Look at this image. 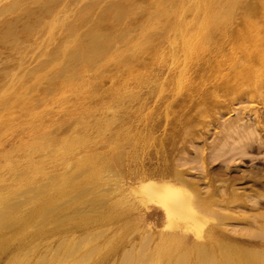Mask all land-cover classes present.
Wrapping results in <instances>:
<instances>
[{
  "label": "rangeland",
  "instance_id": "374dc122",
  "mask_svg": "<svg viewBox=\"0 0 264 264\" xmlns=\"http://www.w3.org/2000/svg\"><path fill=\"white\" fill-rule=\"evenodd\" d=\"M0 1V8H3V6H6L9 3L11 4L13 2V0ZM43 1L49 2L51 7L50 15L49 13H41L40 11H38L39 4ZM66 1L64 2V0H21L19 1L17 7H11L10 12L0 9L1 11L3 10V12L0 13V89L3 88L2 90H0V95L3 93V96L0 97V197L2 196V199H0V213L2 210L3 213L0 215H4V217H16L20 210L30 209L32 207L31 202H33L34 199L38 196L36 194H39V192L41 191L47 190L45 188H54L48 184L50 176L52 179L54 175H57L59 172L62 174H67L71 172V169H68L69 166L66 167L59 161L52 160L49 157L46 149L33 147V145L36 144V142L38 141H43L44 144H49L51 148L56 150L59 147H56L57 144L59 145V142L62 143V141L72 136V134H74L75 132H80L83 130V150H81L83 151V161L84 159L86 160V155L96 153L97 155H99L98 158H96L95 160L96 164L102 161H106V166L105 169L103 168L104 170L101 169L103 171L100 170V178L85 181V176L91 169L88 168L87 165H84L83 162V174L85 175L83 177V190L86 189V192L84 193L83 191V194H81L80 196H72V193H70L67 188H64L66 192L60 196H57L58 199L54 201L55 204L53 203V205L55 206L53 211L51 210L49 214L46 213L44 215L45 217L48 215L52 218H56V221H58L57 223H54L51 217H49L41 224L40 222H38L39 220H41V218L36 217L33 221H31L32 223L29 224L32 225L34 224V222L37 221L36 225H32L33 228L31 226L29 227V225L25 226L26 229L31 232L39 225H43L45 228L52 230V234L46 235L40 239H29L25 243H21L19 242L18 238L15 237L14 233H16L18 229L21 228L20 226H22V223L14 220L15 222L11 224L12 226H9L8 228L6 227V229L8 230H4L3 228L2 231L4 230V232L2 233V231H0V233L3 235L2 237H9V240L8 245H5L3 247L0 246V264H39L40 262H42L41 264H55V262L57 264H118V262L119 264H134L136 258L135 260L134 258H132L126 263L122 262L121 259L123 256V252L132 248L131 242L129 241H138L139 226L135 222V220L128 213L125 212L123 204L115 203L116 197L112 196L111 198H108L111 194H106L105 189L110 186L107 184L106 185L108 187H106L105 184L103 185V179L108 178L109 182L112 183L113 181L117 180L116 178H120L121 175L126 174L131 169L138 167L141 164H147L150 159L155 160L156 157H163L168 159L167 163H169V165L189 171L188 174H190L188 175V177L191 179L198 180V187H200L202 190L207 188V181L205 178L202 179L201 176L204 169H207L209 174L212 175V177L214 176V178L216 179L215 184L219 186L221 185V183L223 184L224 180L227 178L235 179L237 182L234 187H236L238 191H242V189H245L246 193L248 192L249 188H256V185L253 186V183L259 182L261 183V185H264V178L262 177V175H264V64L258 61L257 59H247V57L253 56L260 37L264 36V1L214 0L216 3H218L217 5L219 6L218 7L214 5V9L218 7L214 10L211 7L213 6L211 5L212 0H199V5H197V0H192L191 3H188L189 0H118L123 4V10L121 12L122 14L120 17L122 19H115L114 17L103 18L97 22V25L104 32L111 34L120 33L123 30L127 32V39L126 41L115 42L116 45L115 43L113 44L110 53L112 54L113 50L114 53L105 60L98 63L99 65L97 64L96 66L99 67L94 66L96 68H99L96 69L97 71L99 70L98 72L95 69L93 70L94 67L90 68L83 66L82 68L81 66H78L77 71L75 72V75L73 77V82H75L76 84V89L74 90H71L69 88L70 78H68L67 80V76L69 77L68 72L60 73L58 70L60 68L59 65L54 64L53 62H51V64H53V69L51 67L50 71L53 70L55 74L52 72H48L49 70L46 67L44 68V66L42 65L44 63H50L47 58L50 52L55 47L63 45L64 42L62 43V41L65 40V38L67 40V37H69V35H67L66 33L68 32L67 27L69 24H72L74 17H76V14L82 9L84 12L85 6L91 2L92 4H94L93 9L91 10V17L94 18L97 11L100 9V7L104 4V1L106 0ZM156 1L157 5L159 6H155ZM194 1L196 2L195 4L198 6L197 9L193 7ZM181 2L185 4V6L183 7H186V10L181 7ZM207 2H209L210 4H205ZM223 2H225L226 4ZM222 3L224 6L222 5ZM259 4L261 5L259 6ZM155 7L157 8L158 12L156 11ZM56 8H58V10ZM53 10L56 12H53ZM14 11L16 13H14ZM28 11L30 12L28 13ZM166 11L169 13L170 16ZM198 11H202L201 14L203 16L205 15V17L203 18V16H201ZM151 12H153L154 14ZM164 14H167V16H165ZM154 17L157 18V21L159 19V21H155ZM178 17L181 18L178 19ZM52 18L57 19V23L54 25L55 28L54 26L52 27L54 29V32L53 29H51L52 31L50 30V34H46L45 29H48L47 32L49 31L50 27L48 26V21H50ZM199 19H201L202 21ZM198 21H201V23L203 24H199ZM151 23L153 24L152 26H150ZM141 25H146L145 27L147 28V31H145V27L143 28V26L141 27ZM197 25H199V27ZM31 26L34 29H32ZM178 26H180V29H178ZM9 28V31L11 32H7ZM140 28L142 30H140ZM143 29L145 31L144 34L142 32ZM30 30H32V32ZM242 30L244 31V33ZM31 33L33 35H31ZM44 33L46 34V36ZM174 34H176V36ZM216 35L219 36L217 37ZM140 37L141 39H139ZM184 37L189 38L186 39ZM191 37L195 38L190 39ZM182 39H186L187 42L190 41L189 43H191L192 45V48H189L190 50L187 49L189 46L186 44V41L185 44L184 41L182 43L183 45L181 44ZM40 41L42 42L40 43ZM169 41L170 43H168ZM173 41H176V44H174L175 42ZM171 44H173V48ZM184 45H187L188 47L185 48L186 46ZM183 46L186 51L182 49ZM36 47L38 51L36 50ZM133 50H135L136 52ZM180 50L186 52L185 56L187 57L184 56V53H179ZM187 50L191 51V53L187 52ZM129 51L130 54L128 53ZM171 51L173 52V55L171 54ZM125 52L127 54H125ZM233 54L235 55V58ZM30 56L31 59L29 58ZM174 57H178V59ZM216 60L218 62H216ZM21 61L23 62L21 63ZM231 61L233 62L231 63ZM27 62L28 64H25ZM173 62L175 63V65ZM224 62H226V64ZM39 64H42L41 68ZM169 64L172 66V68H170ZM183 64L185 65L183 66ZM181 65L183 66L185 71H183ZM18 66L22 69H19ZM179 66L182 68V70ZM250 66L254 68L253 74L249 73L248 67ZM28 68L30 69L29 71ZM167 68H170L168 72ZM88 69L89 71L91 70V73H89ZM36 70L38 71V73ZM87 71L89 73L88 75H86ZM177 71L178 74L175 73ZM24 72L30 74H25ZM58 72L59 75L61 74V76L58 75ZM22 73H24L23 77L20 76V74ZM179 73L183 75V77H179ZM62 74L63 76L67 74L65 75L66 81L65 79H63L64 77H62ZM136 74L139 78L136 76ZM12 75H15V77H13ZM55 75L56 77H54ZM17 77L21 80L15 79ZM100 77L102 78L101 82ZM245 78H247L248 80ZM10 79H12L11 82H9ZM111 79H113L112 82ZM14 80L15 82L13 83L15 84L13 85L12 81ZM16 80L19 81V83H17ZM181 81L183 82L182 86L180 83ZM7 82L10 84L7 85ZM16 83L18 85H16ZM20 83L23 84H21L20 86ZM37 83H39L38 87ZM41 83H44V85ZM28 84L29 86H27ZM11 85L13 88H11ZM178 85H180L181 87L178 88ZM6 88L8 89V92L10 91V95L8 96ZM9 88H11L12 90H14V88L16 89L13 91V93L12 90ZM176 89L177 91L180 90L181 92L175 91ZM3 91L6 93H4ZM18 91L20 94L18 93ZM158 92L160 93L158 94ZM49 93L52 96H50ZM4 94H6V96ZM172 96L175 97L173 98ZM154 98L157 100L155 101ZM18 99L20 101H18ZM153 100L155 101L154 104ZM168 100L171 101L169 102ZM9 101H11L12 104ZM4 105L6 107H4ZM164 106L168 107L165 108ZM33 109H35V111ZM36 110L39 113H37ZM147 111L148 113H146ZM15 112H18V114H15ZM144 115L146 117H144ZM147 115L150 116V118H148ZM28 123L32 124L29 125ZM106 124L108 128L106 127ZM42 126L44 130L41 128ZM144 127L146 129H144ZM36 133L37 135L35 137ZM136 135L140 138H136ZM64 136H66V138ZM151 138L153 140H151ZM160 142L163 144L161 145ZM133 144L135 145L133 146ZM142 153H144V155ZM43 157L46 159L44 160ZM186 157L189 159L187 160ZM6 158H8L9 160L11 159L10 161L12 162V164L10 163V161H7ZM38 162H41L43 168L48 171V175L44 174L41 176L40 174L39 178H42V182L39 185L40 187L36 185L37 188H34V183L32 184L34 186H32L31 183L23 185V183H21L19 180L25 177L29 169L33 168V166ZM19 165L21 168L19 167ZM109 166L114 169L109 168L107 169V172H105L106 168H108ZM69 168H71V166ZM108 170H110V173ZM20 171H22L21 175L19 174ZM54 171L55 173H53ZM111 172H113V175L116 174V176H114L115 178L111 175ZM104 173L106 175H109V177L106 176ZM251 173H257V178L254 179L253 177L252 179V177H250L248 179H243L238 176ZM49 174L51 175L49 176ZM111 177L113 179H110ZM92 183L94 184L92 185ZM85 186L88 187V190L87 188H85ZM24 187L26 189H24ZM28 190H30V193H25ZM99 190L102 194L99 192ZM9 194L10 197L7 199L9 200L11 196H13L10 201H14V206H11L12 203H10V201H8V205L7 199H4L6 196H9ZM22 194H24V196ZM70 195L75 200H70ZM20 196L22 198H25V196H29L30 198L26 197L25 199H21ZM254 196L257 198L254 199ZM16 197H19L20 199ZM98 197L101 199L103 198L102 200L105 201H102ZM250 197H252L253 200L258 199V197L262 199V196H260V194H258V196L250 195ZM13 198L17 199V203L16 200H14ZM23 200H26L27 203ZM86 200L89 201H87L88 203H90L89 206L88 203L85 202ZM19 202H21L20 205ZM82 203H84V205ZM70 204H72V207ZM93 205L96 207V209L98 208V206H100V208L97 209L99 210V212L95 211L96 209H94ZM2 206L3 208H1ZM59 206H61L60 209ZM82 208H84L85 210H83ZM74 209L76 211V214ZM258 210L263 211L264 208H260ZM81 211L83 212L81 213ZM64 212L66 213V215ZM83 213H85V215ZM63 215H65L67 218ZM80 215L83 216L82 224H78L77 226L72 227L71 231L69 232H60L61 229L69 228L71 225L75 224L74 221ZM49 222L53 223L50 224ZM226 224L227 225L224 226L227 227V230L231 229L230 232H228L234 235L238 234V232H243L246 230L252 231L256 228L254 226L248 227L247 225L237 222L235 220H227ZM95 226L96 228H94ZM105 227H107L108 229L106 228L104 230ZM102 228L103 232L100 231L102 230ZM90 230L93 231L91 232ZM231 231H233V233ZM96 233H98L100 237ZM82 234L84 235V237H82ZM91 234H96V236L92 235L91 237ZM130 234L132 235L129 236ZM86 235V240L88 239L90 241H87L89 242L88 244L85 240ZM88 235H90V238L92 239L95 237L94 241H91ZM41 240L44 241V243H42ZM61 240H64V242L62 243ZM73 241L75 243H73ZM85 242L87 246H84ZM31 244H34L35 247H32ZM57 245L59 247H57ZM66 245L67 248L65 247ZM82 245L84 247H82ZM94 245H97L98 247ZM28 246L30 248H28ZM92 246H94V248H92ZM26 247L29 250H27ZM75 248H78V250ZM90 248L92 250L95 248L96 249L92 252ZM136 248L133 249L135 252L133 251L132 254L140 256L143 254V252L145 253V250H143L144 248H140L138 244ZM32 249H35L33 250L34 252L31 251ZM26 250L27 253L25 252ZM32 252L35 253V255ZM22 253H26L25 256H23ZM41 253L44 254L45 257ZM85 254L88 255L86 256ZM29 256H31V259L29 258ZM24 258L26 259V261H24ZM44 258L46 259V261L44 260ZM59 258H61V261H59ZM38 259H40V261ZM81 259H86L87 261ZM27 260H29V262ZM50 260H52V262ZM71 260H73L74 262Z\"/></svg>",
  "mask_w": 264,
  "mask_h": 264
},
{
  "label": "bare ground",
  "instance_id": "6f19581e",
  "mask_svg": "<svg viewBox=\"0 0 264 264\" xmlns=\"http://www.w3.org/2000/svg\"><path fill=\"white\" fill-rule=\"evenodd\" d=\"M21 0H13V2L6 6H3L4 11H9L11 10V7H17L18 3ZM66 0H64L65 2ZM170 1V0H169ZM199 0H197V5H199ZM264 1V0H263ZM1 2V1H0ZM62 2V3H64ZM67 2V1H66ZM163 2V1H162ZM191 3L192 0H189L188 3ZM234 2V1H233ZM81 3V2H79ZM100 3V2H99ZM103 3V1H102ZM167 3V2H166ZM169 3V2H168ZM196 2L194 1V8L197 9L198 6L195 4ZM225 3V2H223ZM222 3V5H223ZM101 4V3H100ZM178 4V3H177ZM205 4H210L209 2L205 3ZM218 3H216L214 0H212V4L213 6L212 9H214V5H217ZM226 4V3H225ZM5 5V4H2ZM93 5L91 2L89 4H87L85 6L84 12L83 9L80 10L77 14L76 17H74V20L72 22V24H69L67 27V35H69V37H67V40L65 42V40L62 41V43L64 42L63 45H59L57 47H55L50 54L48 55V60L50 61V63H42L41 65L44 66V68L46 67L49 71L48 72H52L54 73V71H50L51 67L53 69V64H51V62H53L54 64L59 65V72H68L69 77L67 76V80L68 78H70L69 80V88L71 90L76 89L75 87V82H73V77L75 75V72L77 71V67L81 66L83 68L84 67H90L93 68L94 66H96L98 63H100L101 61L105 60L106 58H108L110 55H112L114 53L111 54V48L113 46V44L117 41H126L127 39V32L123 31L120 33H107L104 32L98 25L97 22L103 18H112L114 17L115 19H118L121 17V12L123 10V4L118 1V0H106L104 1V4L100 7V9L97 11L96 15L94 18L91 17V10L93 9ZM157 5V1L155 6ZM172 5V2H171ZM207 5V6H208ZM232 5V4H231ZM261 4H259L260 6ZM61 6V5H60ZM159 6V5H157ZM170 6V5H169ZM185 6L184 3L181 2V7ZM187 6V5H186ZM224 6V5H223ZM68 7V6H67ZM99 7V6H97ZM132 7V6H131ZM219 7V6H218ZM216 7V8H218ZM140 8V7H138ZM156 8V7H155ZM184 9L186 7H183ZM208 8V7H207ZM206 8V9H207ZM215 8V9H216ZM229 8V7H228ZM50 4L48 1H43L39 4V9L38 11H40L41 13H49L50 15ZM58 10V8H56ZM55 9V10H56ZM75 9V8H74ZM154 9V7H153ZM214 9V10H215ZM3 10H0V13L3 12ZM16 10V9H15ZM56 10V11H57ZM97 10V9H96ZM137 10V9H136ZM135 10V11H136ZM186 10V9H185ZM209 10V9H208ZM223 10V9H222ZM228 10V9H227ZM238 10V9H237ZM13 11V9H12ZM53 10V12H56ZM154 11V10H153ZM156 11L158 12L157 8ZM203 11V10H202ZM201 11V12H202ZM205 11V9H204ZM224 11V10H223ZM226 11V10H225ZM30 11H28L29 13ZM167 12V11H166ZM172 12V11H171ZM186 12V11H185ZM200 14L201 12L198 11ZM213 12V11H212ZM233 12V10H232ZM249 12V11H248ZM247 12V13H248ZM6 13V12H5ZM14 13H16L14 11ZM13 13V14H14ZM153 13V12H151ZM168 13V12H167ZM184 13V12H183ZM198 13V14H199ZM205 13V12H204ZM219 13V12H218ZM251 13V12H250ZM54 14V13H52ZM150 14V13H149ZM148 14V17H149ZM154 14V13H153ZM180 14V13H179ZM190 14V13H188ZM193 14V13H192ZM68 15V14H67ZM94 15V14H93ZM92 15V16H93ZM165 16H167V14H164ZM169 15V13H168ZM181 15V14H180ZM179 15V16H180ZM241 15V14H240ZM244 15V14H243ZM251 15V14H250ZM254 15V14H253ZM60 16V15H59ZM161 16V15H160ZM170 16V15H169ZM168 16V17H169ZM201 16H203L201 14ZM218 16V15H217ZM230 16V15H229ZM245 16V15H244ZM45 17V15H44ZM53 17V16H52ZM147 17V18H148ZM205 17V15L203 16V18ZM234 17V15H233ZM250 17V16H248ZM254 17V16H253ZM258 17V16H257ZM161 18V17H160ZM181 18V17H180ZM178 17V19H180ZM201 18V17H200ZM122 19V18H120ZM155 21H157V18H155ZM177 19V20H178ZM218 19V18H217ZM223 19V18H222ZM235 19V18H234ZM126 20V19H124ZM147 20V19H146ZM201 20V19H199ZM206 20V19H205ZM220 20V19H219ZM259 20V19H258ZM159 21V19H158ZM157 21V22H158ZM172 21V20H171ZM170 21V22H171ZM202 21V20H201ZM201 21L199 22V24L201 23ZM221 21V20H220ZM223 21V20H222ZM235 21V20H234ZM12 22V21H11ZM28 22V21H27ZM127 22V21H126ZM189 22V20H188ZM10 23V22H9ZM22 23V22H21ZM37 23V22H36ZM57 23V19L56 18H52L50 21H48V26L49 31L47 32L48 29L46 30V34L52 31L51 29H53L52 27ZM179 23V22H178ZM236 23V22H235ZM29 24V23H28ZM64 24V22H63ZM121 24V23H120ZM146 24V22H145ZM148 24V23H147ZM185 24V23H184ZM203 24V23H201ZM227 24V23H226ZM153 24L151 23L150 26H152ZM188 25V24H187ZM207 25V24H206ZM220 25V24H219ZM9 26V25H8ZM30 26V25H28ZM34 26V25H33ZM143 26V28L146 26L141 25V27ZM149 26V27H150ZM199 27V25H197ZM222 26V25H221ZM256 26V25H255ZM32 27V26H31ZM43 27V26H42ZM41 27V28H42ZM131 27V26H130ZM129 27V28H130ZM185 27V26H184ZM237 27V26H236ZM11 28V27H10ZM10 28L8 29L7 32H11L9 31ZM55 28V26H54ZM84 28V29H83ZM136 28V27H135ZM186 28V27H185ZM219 28V27H218ZM30 29V27H29ZM32 29H34L32 27ZM124 29V28H123ZM145 31H147V28L145 27ZM152 29V28H151ZM178 29H180V26H178ZM238 29V28H237ZM259 29V28H258ZM51 30V31H50ZM140 30H142L140 28ZM195 30V29H194ZM244 30V29H243ZM242 30V31H243ZM32 32V30H30ZM56 31V30H55ZM144 29H143V34H144ZM175 31V30H174ZM177 31V30H176ZM184 31V29H183ZM204 31V30H202ZM54 32V29H53ZM58 32V31H57ZM64 32V31H62ZM116 32V31H115ZM139 32V31H137ZM136 33V32H135ZM150 33V32H149ZM169 33V32H168ZM174 33V32H173ZM185 33V31H184ZM218 33V32H217ZM241 33V32H240ZM244 33V31H243ZM8 34V33H7ZM45 34V33H44ZM45 34V36H46ZM53 34V33H52ZM59 34V33H58ZM131 34V33H130ZM181 34V33H180ZM190 34V33H188ZM192 34V33H191ZM227 34V33H226ZM31 35H33L31 33ZM62 35V34H61ZM138 35V34H136ZM148 35V34H147ZM176 36V34H174ZM173 35V36H174ZM184 35V34H183ZM210 35V34H209ZM215 35V34H214ZM258 35V34H257ZM262 35V33H261ZM43 36V35H42ZM41 36V37H42ZM172 36V37H173ZM179 36V35H178ZM188 36V35H187ZM191 36V35H189ZM195 36V34H194ZM197 36V35H196ZM217 36V35H216ZM219 36V35H218ZM217 36V37H218ZM50 37V36H49ZM144 37V36H143ZM34 38V37H32ZM175 38V37H174ZM177 38V37H176ZM182 38V37H181ZM180 38V40H181ZM186 38V37H184ZM189 37H187L186 39H188ZM195 38V37H193ZM192 37L190 39H193ZM198 38V37H197ZM226 38V37H225ZM237 38V37H236ZM43 39V38H42ZM62 39V38H61ZM141 39V37L139 38ZM163 39V38H162ZM171 39V38H170ZM178 39V38H177ZM182 39L181 44L184 41L187 42V40ZM138 40V39H137ZM174 40V39H173ZM196 40V39H195ZM43 41V40H42ZM40 41V43L42 42ZM56 41V40H55ZM54 41V42H55ZM61 41V40H60ZM168 41V40H167ZM6 42V41H5ZM31 42V41H30ZM46 42V41H45ZM132 42V41H131ZM154 42V41H153ZM174 44H176V41ZM190 42V41H189ZM187 42V45L185 48L189 49L192 48L191 43ZM213 42V41H211ZM228 42V41H227ZM12 43V42H11ZM14 43V42H13ZM35 43V42H33ZM37 43V42H36ZM39 43V42H38ZM125 43V42H123ZM127 43V42H126ZM137 43V41H136ZM170 43V41L168 42ZM172 43V42H171ZM193 43V42H192ZM248 43V41H247ZM52 44V43H49ZM208 44V43H207ZM116 45V43H115ZM154 45V44H153ZM166 45V43H165ZM172 48H173V44ZM183 45V44H182ZM191 45V46H190ZM215 45V44H214ZM49 46V45H48ZM47 46V47H48ZM119 46V45H118ZM117 46V47H118ZM126 46V45H125ZM123 46V47H125ZM132 46V45H130ZM134 46V45H133ZM178 46V45H177ZM181 46V45H180ZM184 51L185 50V48ZM211 46V45H209ZM241 46V45H240ZM50 47V46H49ZM48 47V48H49ZM121 47V46H120ZM119 47V48H120ZM169 47V46H168ZM215 47V46H214ZM246 47V46H245ZM34 48V47H33ZM139 48V46H138ZM143 48V47H142ZM208 48V47H207ZM35 49V48H34ZM46 49V48H45ZM127 49V48H126ZM133 49V48H132ZM136 49V48H135ZM214 49V48H213ZM240 49V48H239ZM238 49V50H239ZM37 50V47H36ZM35 50V52H36ZM49 50V49H47ZM122 50V49H121ZM120 50V51H121ZM137 50V49H136ZM149 50V49H147ZM174 50V49H173ZM190 50V49H189ZM187 50V52H190ZM192 50V49H191ZM220 50V49H219ZM38 51V50H37ZM41 51V50H40ZM125 51V50H124ZM123 51V52H124ZM135 51V50H133ZM217 51V50H216ZM233 51V50H232ZM248 51V50H247ZM45 52V51H44ZM117 52V50H116ZM127 52V51H126ZM125 52V54H127ZM136 52V51H135ZM161 52V51H160ZM163 52V51H162ZM169 52V51H168ZM175 52V51H174ZM185 53L183 51H179V53ZM222 52V51H221ZM231 52V51H230ZM43 53V52H42ZM130 54V51L128 52ZM173 52L171 51V54ZM206 53V52H205ZM208 53V52H207ZM234 53V52H233ZM242 53V52H241ZM20 54V53H19ZM38 54V53H37ZM144 54V53H143ZM142 54V55H143ZM176 54V53H175ZM240 54V53H239ZM238 54V55H239ZM23 55V54H22ZM45 55V54H44ZM173 55V54H172ZM180 55V54H178ZM191 55V54H189ZM234 55V54H233ZM124 56V55H123ZM130 56V55H129ZM144 56V55H143ZM156 56V55H155ZM159 56V55H158ZM167 56V55H166ZM171 56V55H170ZM175 56V55H174ZM177 56V55H176ZM26 57V56H25ZM24 57V58H25ZM39 57V56H38ZM183 57V56H182ZM180 57V58H182ZM187 57V56H185ZM206 57V56H205ZM28 58V57H27ZM31 59V56L29 57ZM28 58V59H29ZM46 58V59H47ZM141 58V57H140ZM139 58V59H140ZM144 58V57H143ZM156 58V57H155ZM171 58V57H170ZM176 59H178V57H174ZM173 58V59H174ZM179 58V59H180ZM208 58V57H207ZM215 58V57H214ZM235 58V55H234ZM145 59V58H144ZM152 59V58H151ZM171 59V60H173ZM248 60L251 59H257L258 61L262 62L264 64V36H261L259 39V42L257 43V47L254 51V54L252 57H247ZM17 60V59H16ZM20 60V59H19ZM18 60V61H19ZM34 60V59H33ZM155 60V59H154ZM153 60V61H154ZM175 60V59H174ZM186 60V59H185ZM228 60V59H227ZM24 61V60H23ZM21 61V63L23 62ZM39 61V60H38ZM108 61V60H107ZM115 61V60H114ZM121 61V60H120ZM204 61V60H203ZM37 62V60H36ZM43 62V61H42ZM47 62V61H46ZM126 62V61H125ZM148 62V61H147ZM178 62V61H177ZM176 62V63H177ZM186 62V61H185ZM190 62V61H189ZM216 62H218L216 60ZM221 62V61H220ZM233 61H231L232 63ZM17 63V62H16ZM30 63V61H29ZM127 63V62H126ZM159 63V61H158ZM174 63V62H173ZM179 63V62H178ZM226 64V62H224ZM236 63V62H235ZM25 64H28L25 63ZM37 64V63H36ZM139 64V62H138ZM156 64V63H155ZM165 64V63H164ZM171 64V63H170ZM169 64V65H170ZM40 65V64H39ZM40 65V68H41ZM99 65V64H98ZM128 65V64H127ZM149 65V64H148ZM159 65V64H158ZM175 65V63H174ZM185 64H183L184 66ZM199 65V64H198ZM202 65V64H201ZM224 65V64H223ZM27 66V65H26ZM55 66V65H54ZM125 66V65H124ZM183 66L181 65V67L183 68ZM188 66V65H187ZM264 66V65H263ZM19 67V66H18ZM99 67V66H96ZM94 67L93 70L95 69H99ZM169 67V66H168ZM175 67V66H173ZM180 67V66H179ZM180 67V68H181ZM222 67V66H221ZM21 67H19L20 69ZM26 68V67H25ZM30 68V67H29ZM28 68V71L30 70ZM56 68V67H55ZM89 68V69H90ZM124 68V67H123ZM143 68V67H142ZM170 68H172V66L170 65ZM170 68H167V72L168 70H170ZM181 68V70H182ZM202 68V67H200ZM218 68V67H217ZM16 69V68H14ZM22 69V68H21ZM24 69V68H23ZM36 69V67H35ZM34 69V70H35ZM46 69V71H47ZM88 69V71H89ZM199 69V68H198ZM238 69V68H237ZM249 69V73L253 74L254 73V68H252L251 66L248 67ZM4 70V69H3ZM56 70V69H54ZM178 70V69H177ZM180 70V69H179ZM205 70V69H204ZM233 70V69H232ZM10 71V70H9ZM15 71V70H14ZM27 71V70H25ZM37 71V70H36ZM87 74L91 73L89 71ZM97 71V70H96ZM95 71V72H96ZM99 71V70H98ZM97 71V72H98ZM121 71V70H120ZM117 71V72H120ZM158 71V70H157ZM183 71L184 68H183ZM182 71V74H183ZM200 71V70H199ZM202 71V70H201ZM238 71V70H237ZM241 71V70H240ZM21 72V71H18ZM31 72V71H30ZM34 72V71H32ZM43 72V70H42ZM58 72V75H59ZM116 72V71H115ZM138 72V71H137ZM239 72V71H238ZM25 73V72H24ZM24 73L20 74V76L23 77ZM27 73V72H26ZM25 73V74H26ZM36 73V72H35ZM38 73V71H37ZM178 74V71L175 72ZM199 73V72H198ZM6 74V73H5ZM16 74V73H15ZM30 74V73H27ZM41 74V73H40ZM47 74V73H46ZM45 74V76H46ZM55 74V73H54ZM83 74V73H82ZM157 74V73H156ZM162 74V73H161ZM176 74V75H177ZM36 75V74H35ZM51 75V74H50ZM67 75V74H65ZM63 79H65L66 76ZM80 75V74H79ZM78 75V76H79ZM135 75V73H134ZM180 75V76H179ZM179 77H183V75H181L179 73ZM13 76V75H12ZM33 76V75H30ZM28 76V77H30ZM61 76V74L59 75ZM117 76V75H116ZM137 76V74H136ZM135 76V77H136ZM143 76V75H141ZM164 76V75H163ZM166 76V75H165ZM173 76V75H172ZM187 76V74H186ZM196 76V75H195ZM7 77V76H6ZM15 77V75L13 76ZM27 77V78H28ZM53 77V76H52ZM56 77V75L54 76ZM103 77V76H102ZM138 77V76H137ZM46 78V77H44ZM51 78V77H50ZM113 78V77H112ZM139 78V77H138ZM174 78V77H173ZM172 78V79H173ZM202 78V77H201ZM15 79H19L18 77ZM91 79V78H90ZM154 79V78H153ZM179 79V78H178ZM187 79V78H186ZM195 79V78H193ZM203 79V78H202ZM247 79V78H245ZM12 79L9 80V82H11ZM17 83H19V81H17ZM21 80V79H19ZM34 80V79H33ZM53 80V79H52ZM62 80V79H61ZM102 78L100 77V82H101ZM113 79H111L112 82ZM164 80V79H163ZM182 80V78H181ZM248 80V79H247ZM7 81V79H6ZM42 81V80H39ZM49 81V80H48ZM63 81V80H62ZM66 81V79H65ZM159 81V80H158ZM161 81V80H160ZM185 81V78H184ZM4 82V81H3ZM15 82L12 81V83ZM24 82V81H23ZM36 82V81H35ZM143 82V81H142ZM153 82V80H152ZM171 82V81H170ZM8 83V82H7ZM6 83V84H7ZM16 83V85H18ZM28 83V82H26ZM31 83V82H30ZM33 83V82H32ZM181 86H182V81L180 82ZM191 83V82H190ZM5 84V85H6ZM10 83H8L7 85H9ZM15 83H13L14 85ZM23 83H20V86ZM37 83V87H38ZM44 85V83H41ZM64 84V83H63ZM91 84V82H90ZM127 84V83H126ZM46 85V84H45ZM48 85V84H47ZM50 85V83H49ZM48 85V86H49ZM145 85V84H144ZM156 85V84H155ZM164 85V84H163ZM1 86V85H0ZM29 86V84L27 85ZM34 86V85H33ZM40 86V85H39ZM55 86V85H54ZM140 86V85H138ZM180 88L181 86L178 85ZM197 86V85H196ZM195 86V87H196ZM264 86V84H263ZM7 87V86H6ZM85 87V86H84ZM11 88L12 85H11ZM9 88V89H11ZM20 88V87H19ZM47 88V87H46ZM103 88V87H102ZM161 88V87H160ZM164 88V87H163ZM162 88V89H163ZM200 88V87H199ZM3 89V88H2ZM0 89V90H2ZM5 89V87H4ZM7 89V88H6ZM16 88H14L15 90ZM125 89V88H124ZM175 89V88H174ZM198 89V88H197ZM232 89V88H231ZM230 89V90H231ZM239 89V88H238ZM261 89V88H260ZM12 90V89H11ZM12 90V92L14 91ZM20 90V89H19ZM24 90V89H23ZM29 90V89H28ZM53 90V89H51ZM50 90V93H51ZM101 90V89H99ZM55 91V90H54ZM152 91V90H150ZM177 91V89L175 90ZM180 91V90H179ZM177 91V92H179ZM205 91V90H204ZM212 91V90H211ZM210 91V92H211ZM4 92V91H3ZM61 92V91H60ZM176 92V93H177ZM181 92V91H180ZM200 92V91H199ZM6 93V92H4ZM7 96L10 95V91L8 92L7 89ZM14 93V92H13ZM12 93V94H13ZM19 93V91H18ZM28 93V92H27ZM49 93V94H50ZM151 93V92H150ZM160 92H158L159 94ZM20 94V93H19ZM30 94V93H29ZM63 94V93H62ZM162 94V93H161ZM178 94V93H177ZM6 96V94H4ZM22 95V94H21ZM59 95V94H58ZM94 95V94H92ZM246 95V94H245ZM248 95V94H247ZM3 96V93L0 95V97ZM15 96V95H14ZM19 96V95H18ZM17 96V97H18ZM50 96H52L50 94ZM157 96V95H156ZM155 96V97H156ZM160 96V95H159ZM11 97V96H10ZM28 97V96H27ZM58 97V96H57ZM158 97V96H157ZM173 98L175 96H172ZM207 97V96H205ZM224 97V96H223ZM246 97V96H245ZM248 97V96H247ZM3 98V97H2ZM34 98V97H33ZM38 98V97H37ZM43 98V97H42ZM41 98V99H42ZM49 98V97H48ZM90 98V97H89ZM144 98V97H143ZM159 98V97H158ZM30 99V98H29ZM36 99V98H35ZM114 99V98H113ZM146 99V97H145ZM222 99V98H221ZM240 99V98H239ZM238 99V100H239ZM47 100V99H46ZM154 100L156 101L157 99L154 98ZM153 100V101H154ZM172 100V98H171ZM171 100H168L169 102ZM248 100V99H247ZM245 100V101H247ZM18 101H20L18 99ZM124 101V99H123ZM155 101L153 102V104L155 103ZM167 101V102H168ZM192 101V99H191ZM244 101V102H245ZM11 102V101H9ZM8 102V103H9ZM35 102V101H34ZM42 102V101H41ZM46 102V101H45ZM65 102V100H64ZM107 102V101H106ZM166 102V103H167ZM168 102V103H169ZM242 102V100H241ZM240 102V103H241ZM255 102V101H254ZM2 103V102H1ZM6 103V102H5ZM123 103V102H122ZM191 103V102H190ZM12 104V102H11ZM20 104V103H19ZM35 104V103H34ZM126 104V103H125ZM165 104V103H164ZM170 104V103H169ZM237 104V103H236ZM3 105V104H2ZM10 105V104H9ZM29 105V104H28ZM47 105V104H46ZM59 105V104H58ZM64 105V104H63ZM188 105V104H187ZM234 105V104H233ZM7 106V104H6ZM4 105V107H6ZM19 106V105H18ZM121 106V104H120ZM170 106V105H169ZM3 107V106H2ZM21 107V106H20ZM32 107V106H31ZM36 107V105H35ZM44 107V106H41ZM47 107V106H46ZM153 107V105H152ZM151 107V108H152ZM165 107V106H164ZM168 107V106H166ZM165 107V108H166ZM187 107V106H186ZM200 107V106H199ZM243 107V106H242ZM19 108V107H18ZM22 108V107H21ZM20 108V109H21ZM128 108V107H126ZM15 109V108H14ZM17 109V108H16ZM42 109V108H41ZM57 109V108H56ZM148 109V108H147ZM150 109V108H149ZM172 109V107H171ZM233 109V108H232ZM3 110V108H2ZM19 110V109H18ZM35 111V109H33ZM40 110V109H37ZM36 110L37 113H39ZM49 110V109H48ZM104 110V109H103ZM128 110V109H127ZM140 110V108H139ZM138 110V111H139ZM165 110V109H164ZM168 110V109H167ZM166 110V111H167ZM14 111V110H13ZM17 111V110H16ZM51 111V110H50ZM18 114V112H15V114ZM107 113V112H106ZM148 113V111L146 112ZM162 113V112H161ZM189 113V112H188ZM7 114V113H5ZM13 114V113H12ZM20 114V113H19ZM103 114V113H102ZM144 114V113H143ZM165 114V112H164ZM218 114V113H217ZM24 115V114H23ZM22 115V116H23ZM6 116V115H5ZM143 116V115H142ZM148 116V115H147ZM199 116V115H198ZM144 117H146L144 115ZM143 117V118H144ZM16 118V117H15ZM18 118V117H17ZM20 118V117H19ZM111 118V117H110ZM148 118H150V116H148ZM158 118V117H156ZM155 118V119H156ZM167 118V117H166ZM205 118V117H204ZM3 119V116H2ZM145 119V118H144ZM178 119V118H177ZM186 119V118H185ZM5 120V119H4ZM21 120V119H20ZM19 120V121H20ZM24 120V119H23ZM26 120V118H25ZM32 120V119H31ZM41 120V119H40ZM73 120V119H72ZM158 120V119H157ZM166 120V119H165ZM18 121V119H17ZM153 121V120H152ZM189 121V120H188ZM26 122V121H25ZM4 123V122H3ZM152 123V122H151ZM165 123V122H164ZM29 125H31L30 123H28ZM104 124V123H103ZM188 124V123H187ZM22 125V124H21ZM138 125V124H137ZM145 125V124H144ZM59 126V125H58ZM64 126V125H63ZM77 126V124H76ZM75 126V127H76ZM98 126V124H97ZM101 126V125H100ZM7 127V126H6ZM24 127V125H23ZM95 127V125H94ZM105 127V126H104ZM107 127V124H106ZM143 127V126H142ZM5 128V127H4ZM8 128V127H7ZM6 128V129H7ZM13 128V127H12ZM43 129V126L41 127ZM108 128V127H107ZM137 128V127H136ZM34 129V127H33ZM71 129V128H70ZM73 129V128H72ZM144 129H146L144 127ZM26 130V129H25ZM44 130V129H43ZM138 130V129H137ZM140 130V128H139ZM138 130V131H139ZM189 130V129H188ZM232 130V129H231ZM39 131V130H37ZM70 131V130H69ZM90 131V130H89ZM164 131V130H163ZM6 132V130H5ZM47 132V131H46ZM142 132V131H141ZM144 132V131H143ZM150 132V131H148ZM147 132V133H148ZM160 132V131H159ZM105 133V132H104ZM110 133V132H109ZM134 133V132H133ZM139 133V132H138ZM98 134V133H97ZM131 134V133H130ZM143 134V133H142ZM149 134V133H148ZM250 134V133H249ZM37 133L35 134L36 137ZM44 135V134H43ZM49 135V134H48ZM51 135V134H50ZM69 135V134H68ZM140 135V134H139ZM144 135V134H143ZM158 135V134H157ZM67 136V134H66ZM66 136H64L66 138ZM134 136V135H133ZM145 136V135H144ZM63 137V138H64ZM136 138L139 136H135ZM34 138V137H33ZM48 138V137H46ZM53 138V137H52ZM140 138V137H139ZM144 138V137H143ZM153 138V137H152ZM151 138V140H153ZM54 139V138H53ZM91 139V138H90ZM124 139V138H123ZM161 139V138H160ZM20 140V139H19ZM22 140V138H21ZM24 140V139H23ZM48 140V139H47ZM136 140V139H135ZM134 140V141H135ZM139 140V139H138ZM58 141V140H57ZM159 141V140H158ZM162 141V140H161ZM36 142V141H35ZM89 142V141H88ZM93 142V141H92ZM143 142V141H142ZM151 142V141H150ZM4 143V142H3ZM59 142V145L57 144L56 147H58V149H53L51 148V146L49 144H44L43 141H38L36 142V144L33 145V147H37V148H44L47 150L49 157L52 160H56L59 161L60 163H62L64 166H71V168L68 167V169H71L70 173H58L57 175L52 174V179H51V174H49L50 176V180H48V184L54 188L52 189H48L45 188L47 190L45 191H36L39 192L37 198H31L34 199L32 203V207L28 210H20V212L17 214L16 217H4V215H0V231H2V229L4 228V230L6 229V227L8 228L9 226H12L11 224L13 222L19 221L20 223H22V226H20L21 228L18 229V231L15 234V237L18 238L19 242L21 243H25L26 241H28L29 239H40L46 235L52 234L53 231L49 230L47 228H45L43 225H39L37 228H35L33 231L29 232L25 226L29 225L30 223H32L31 221H33L36 217H40L41 220H39L38 222H40L41 224L49 217L51 216H44L46 213L49 214V212L54 209V205L55 204V200L58 199L57 196H60L62 194H64L66 191L64 190V188H67L68 191L70 193H72V196H80L81 194H83L86 192L85 190H83V177L85 176L83 173V162L84 165H87L88 168H90L91 172L89 171L86 174V178L85 181H90V180H94L95 178H100L99 176V172L101 169H105V163L106 161H102L98 164H96V158H98L99 155H97L96 153H92L89 155H86V160L84 159L83 161V130L80 132H75L74 134H72V136H70L69 138L65 139L64 141H62V143ZM29 144V143H28ZM153 144V142H152ZM160 144L162 145L163 143L160 142ZM115 145V144H113ZM112 145V146H113ZM135 144H133L134 146ZM142 145V144H141ZM155 145V144H154ZM3 146V145H2ZM110 146V145H109ZM160 146V145H159ZM111 147V146H110ZM150 147V146H149ZM146 148V147H145ZM19 149V148H18ZM144 149V146H143ZM157 149V148H156ZM202 149V148H200ZM29 150V148H28ZM146 150V149H145ZM26 151V149H25ZM34 151V150H33ZM43 151V149H42ZM164 151V150H161ZM14 152V151H13ZM144 152V151H142ZM158 152V150H157ZM19 153V152H18ZM23 153V152H22ZM28 153V151H27ZM36 153V152H35ZM42 154V153H40ZM47 154V153H46ZM144 155V153H142ZM218 154V153H217ZM142 155V156H143ZM46 156V155H45ZM141 156V157H142ZM47 157V156H46ZM85 157V156H84ZM115 157V156H113ZM118 157V156H117ZM184 157V156H183ZM9 158V157H8ZM8 158L7 161H10ZM15 158V156H14ZM18 158V156H17ZM187 158V157H186ZM200 158V157H199ZM20 159V158H19ZM40 159V158H39ZM43 159L45 160L46 158L43 157ZM145 159V158H144ZM189 158H187L188 160ZM195 159V158H194ZM30 160V159H29ZM43 160V162H44ZM48 160V158H47ZM167 158H161V157H156L155 160L150 159L149 162L147 164H141L139 165L138 163V167H135L133 169H131L129 172H127L126 174H123L120 176V178H116V181H113L112 183L109 182L108 178L103 179L102 184L104 185H109L110 187H108L106 185V187H108L107 189H105V193L106 194H111L108 198H111L112 196L116 197L115 203H120L123 204L124 208H125V212L128 213L134 220L135 222L138 224L139 226V237H138V241H129L131 242V247L128 250H125L123 252V256H122V262L126 263L128 261H130L132 258H136V261L134 262V264H264V210H258L260 208H264V185H261V183H253V186L256 185V188H249L248 192L246 193L245 189H242V191H238L235 186L236 184V180L235 179H225L224 183L219 186L215 184V178L214 176L212 177V175L209 174L207 169H204V171L202 172L201 176L202 179L205 178L207 181V188L202 190L200 187H198L199 182L198 180L195 179H191L188 177V172L185 169H181V168H177V167H173L171 165H169V163H167ZM178 160V159H177ZM183 160V159H182ZM186 160V159H185ZM184 160V161H185ZM31 161V160H30ZM114 161V160H113ZM175 161H176V157H175ZM197 161V160H196ZM1 162V161H0ZM6 162V161H5ZM47 162V161H45ZM108 162V161H107ZM116 162V161H115ZM144 162V160H143ZM7 163V162H6ZM10 163L12 164V162L10 161ZM8 163V164H10ZM14 163V162H13ZM19 163V162H18ZM51 163V162H50ZM104 163V164H103ZM22 164V163H21ZM117 164V163H115ZM135 164V162H134ZM180 164V163H179ZM178 164V165H179ZM184 164V162H183ZM18 165V164H17ZM111 165V164H110ZM177 165V164H176ZM4 166V164H3ZM6 166V165H5ZM14 166V165H13ZM28 166V165H27ZM60 166V165H59ZM175 166V165H174ZM20 167V165H19ZM63 167V166H62ZM5 168V167H4ZM21 168V167H20ZM28 168V167H27ZM86 168V167H85ZM114 169L111 166H109L108 168H106L105 172H107V169ZM2 169V168H1ZM29 169V168H28ZM49 169V168H48ZM103 169V170H104ZM61 170V169H60ZM59 170V171H60ZM89 170V169H88ZM101 170V171H103ZM10 171V170H9ZM67 171V170H66ZM110 173V170H108ZM16 172V170H15ZM201 172V171H200ZM247 172V171H246ZM249 172V171H248ZM22 171L19 172V174L21 175ZM48 173V171H46L41 162L36 163L33 168L29 169V171L24 174L25 177L21 178L19 181L21 183L24 184H30L31 185L34 183V188L37 186H39L42 182V178H39L40 174L42 175H46ZM55 173V171L53 172ZM57 173V172H56ZM108 173V174H109ZM105 174V173H104ZM119 174V173H118ZM117 174V175H118ZM200 174V173H199ZM257 173H251V174H244V175H238L241 178H250L254 177L257 178ZM7 175V174H6ZM23 175V174H22ZM48 175V174H47ZM106 175V174H105ZM111 175L114 177L116 176V174L113 175V172H111ZM8 176V175H7ZM16 176V175H15ZM13 176V177H15ZM19 176V175H17ZM109 177V175H106ZM237 176V177H238ZM262 177L264 178V175H262ZM47 178V177H46ZM115 178V177H114ZM12 179V178H11ZM110 179H113L112 177ZM238 179V178H237ZM10 180V179H9ZM115 180V179H114ZM218 180V179H217ZM246 180V179H245ZM254 181V180H253ZM257 181V180H256ZM2 182V181H1ZM4 182V180H3ZM12 182V181H11ZM251 183V184H252ZM11 184V183H10ZM94 183H92L93 185ZM250 184V186H251ZM19 185V184H18ZM16 185V186H18ZM21 185V184H20ZM89 185V184H88ZM14 186V185H13ZM47 186V185H46ZM11 187V186H10ZM40 187V186H39ZM44 187V186H42ZM91 187V186H90ZM2 188V187H1ZM9 188V187H8ZM16 188V187H15ZM14 188V189H15ZM30 188V187H29ZM37 188V187H36ZM51 188V187H49ZM85 188L88 187L85 186ZM24 189H26L24 187ZM2 190V189H1ZM33 190V189H32ZM35 190V189H34ZM38 190V189H36ZM92 191V190H91ZM10 192V191H8ZM7 192V193H8ZM14 192V191H13ZM30 193V190H28L25 193ZM94 192V191H93ZM96 192V191H95ZM99 192L101 193V191L99 190ZM104 192V191H103ZM24 193V192H22ZM35 193V192H33ZM16 194V193H15ZM20 194V193H19ZM91 194V193H90ZM102 194V193H101ZM258 194H260V196H262V199L258 197V199L253 200L252 197H250V195H256L258 196ZM14 195V194H13ZM17 195V194H16ZM24 196V194H22ZM26 195V194H25ZM30 195V194H29ZM35 195V197H36ZM6 196V195H4ZM15 196V195H14ZM18 196V195H17ZM70 195V200H75L73 197ZM2 197V196H1ZM0 197V199H2ZM10 197L6 196L4 199H7ZM13 196H11L12 198ZM21 197V196H20ZM29 197V196H25ZM32 197V195H31ZM34 197V196H33ZM10 198V199H11ZM18 199H20L19 197H16ZM13 198L14 200H16L17 203V199ZM22 198L21 199H25ZM30 198V197H29ZM78 198V197H77ZM96 198V197H95ZM99 198V197H98ZM254 199L257 197H253ZM10 199H7V203L9 205ZM97 199V198H96ZM101 199V198H99ZM103 199V198H102ZM101 199V200H102ZM60 200V199H59ZM100 200V201H101ZM27 203L26 200H23ZM22 201V204H23ZM58 201V200H57ZM88 200H86L85 202H87ZM95 201V200H94ZM105 201V200H102ZM1 202V201H0ZM3 202V200H2ZM14 201H10L11 206L15 205L13 203ZM84 202V203H85ZM89 202V201H88ZM87 202V203H88ZM97 202V201H96ZM21 202H19L20 205ZM57 203V202H56ZM70 203V202H69ZM81 203V202H80ZM84 203H82L84 205ZM105 203V202H104ZM102 203V204H104ZM63 204V203H62ZM90 203H88L89 206ZM107 204V203H106ZM1 205V204H0ZM3 205V204H2ZM27 205V204H26ZM25 205V207H26ZM64 205V204H63ZM72 207V204H70ZM96 205V203H95ZM98 205V204H97ZM6 206V205H5ZM62 206V205H61ZM59 206V209L60 207ZM94 206V205H93ZM92 206V207H93ZM102 206V205H101ZM104 206V205H103ZM116 206V205H115ZM70 207V208H71ZM74 207V206H73ZM81 207V206H79ZM87 207V204H86ZM3 208V206L1 207ZM15 208V207H14ZM23 208V207H22ZM58 208V207H57ZM85 208V207H84ZM84 208H82L83 210H85ZM98 208H100V206H98ZM97 208V209H98ZM8 209V208H7ZM91 209V208H89ZM94 209H96V207L94 206ZM95 210L97 212H99V210ZM103 209V208H102ZM122 209V208H121ZM120 209V210H121ZM13 210V209H12ZM258 210V211H255ZM3 211V210H2ZM1 211L0 214H2L3 212ZM16 211V209H15ZM75 211V209H74ZM83 211H81L82 213ZM85 212V211H84ZM65 213V212H64ZM86 213V212H85ZM85 213H83L85 215ZM92 213V212H91ZM94 213V212H93ZM106 213V212H105ZM76 214V211H75ZM74 214V215H75ZM87 214V213H86ZM116 214V213H115ZM66 215V213H65ZM63 215V216H65ZM78 215V214H77ZM114 215V214H113ZM118 215V214H117ZM69 216V215H68ZM101 216V215H100ZM45 217V218H44ZM62 217V216H61ZM60 217V218H61ZM66 217V216H65ZM104 217V216H103ZM116 217V216H115ZM63 218V217H62ZM67 218V217H66ZM64 218V219H66ZM51 219L54 221V223H57L58 221H56V218H52ZM58 219V218H57ZM107 219V218H106ZM113 219V218H112ZM60 220V219H59ZM69 220V219H68ZM108 220V219H107ZM227 220H235L237 222L243 223L245 225H247L248 227H256L255 230L252 231H243V232H238V234L234 235L229 233L230 230H227V227H225L224 225H227L229 223L226 224ZM50 221V220H49ZM61 221V220H60ZM63 221V219H62ZM37 222V221H36ZM36 222H34V224L32 225H36ZM71 222V221H70ZM75 224L71 225L69 228H63L60 230V232H69L71 231L72 227L77 226L78 224H82L83 223V216L80 215L76 218V220L74 221ZM92 222V221H91ZM234 222V221H233ZM50 223V222H49ZM53 223V222H51ZM50 223V224H51ZM65 224V223H64ZM116 224V223H115ZM21 225V224H20ZM32 225H29V227ZM63 225V224H62ZM67 225V223H66ZM16 226V225H15ZM242 226V224H241ZM246 226V228H247ZM17 227V226H16ZM49 227V225H48ZM104 227V226H103ZM33 228V227H32ZM96 228V226L94 227ZM107 227L104 228V230ZM230 228V227H229ZM101 229V228H100ZM108 229V228H107ZM111 229V228H109ZM237 229V228H236ZM243 229V228H242ZM4 230L2 231V233L4 232ZM8 230V229H6ZM54 230V229H53ZM89 230V229H88ZM87 230V231H88ZM241 230V229H240ZM15 231V230H13ZM91 231V230H90ZM93 231V230H92ZM91 231V232H92ZM101 232H103V228L102 230H100ZM229 231V232H228ZM236 231V230H235ZM80 232V231H79ZM95 232V231H94ZM134 232V231H132ZM233 233V231H231ZM7 233V232H6ZM87 233V232H86ZM84 233V234H86ZM98 236L99 234L96 233ZM96 234H91L93 236H96ZM67 235V234H65ZM83 235V234H82ZM81 235V236H82ZM102 235V233H101ZM132 234H130L129 236H131ZM3 235L0 233V246L3 247L5 245H8V238L6 237H2ZM69 236V235H68ZM72 236V235H71ZM64 237V236H63ZM84 237V235L82 236ZM89 239L92 241H94L95 237L92 239L90 238V235H88ZM100 237V236H99ZM53 238V237H52ZM62 238V237H61ZM60 238V239H61ZM87 238V235L85 237V240ZM98 238V237H97ZM66 239V236H65ZM50 240V239H49ZM72 240V239H71ZM70 240V242H71ZM109 240V238H108ZM37 241V240H36ZM42 241V240H41ZM46 241V240H45ZM62 241V240H61ZM83 241V239H82ZM89 241L88 239L86 240V242ZM10 242V241H9ZM40 242V241H39ZM48 242V240H47ZM64 242V240L62 241V243ZM77 242V241H76ZM86 242L83 244L84 246H87V244L90 242ZM122 242V241H121ZM33 243V242H32ZM42 243H44V241H42ZM60 243V241H59ZM73 243H75L73 241ZM101 243V242H100ZM108 243V242H107ZM69 244V243H68ZM78 244V243H77ZM98 244V243H97ZM137 244L139 245V247L144 248L143 250H145V253L143 252L142 255H135L132 254L133 253V249L136 248ZM32 247L35 245L31 244ZM42 245V244H41ZM52 245V243H51ZM56 245V244H55ZM74 245V244H72ZM82 245V247H84ZM79 246V245H78ZM97 246V245H94ZM94 246H92V248H94ZM40 247V246H39ZM42 247V246H41ZM57 247H59L57 245ZM62 247V246H61ZM67 248V245L65 246ZM98 247V246H97ZM96 247V248H97ZM122 247V246H121ZM27 248V247H26ZM28 248H30L28 246ZM27 248V250H29ZM45 248V247H44ZM48 248V247H47ZM50 248V247H49ZM95 248V249H96ZM60 249V248H59ZM65 249V248H64ZM63 249V250H64ZM78 250V248H75ZM91 249V248H90ZM95 249H93L95 251ZM125 249V248H124ZM123 249V250H124ZM24 250V249H22ZM27 250L25 251L27 253ZM35 249H32L31 251H33ZM54 250V249H52ZM58 250V249H57ZM62 250V251H63ZM67 250V249H66ZM72 250V247H71ZM92 250V249H91ZM92 250V252H93ZM65 251V250H64ZM63 251V252H64ZM137 251V248H136ZM30 252V251H29ZM34 252V251H33ZM32 252V253H33ZM59 252V251H58ZM62 252V253H63ZM70 252V250H69ZM135 252V251H134ZM25 253V254H26ZM48 253V252H47ZM53 253V252H52ZM51 253V254H52ZM57 253V252H56ZM89 253V252H88ZM25 254L22 253L23 256H25ZM30 254V253H29ZM35 255V253H33ZM42 254V253H41ZM50 254V255H51ZM58 254V253H57ZM76 254V253H75ZM93 254V253H92ZM17 255V254H16ZM32 255V254H31ZM44 255V254H42ZM41 255V256H42ZM54 255V254H53ZM52 255V256H53ZM62 255V254H61ZM64 255V254H63ZM86 255V254H85ZM88 255V254H87ZM86 255V256H87ZM100 255V254H99ZM135 255V256H134ZM28 256V255H27ZM33 256V255H32ZM66 256V255H65ZM76 256V255H75ZM81 256V255H79ZM77 256V257H79ZM31 256H29L30 258ZM45 257V255H44ZM51 257V256H50ZM113 257V256H112ZM47 258V255H46ZM55 258V257H54ZM68 258V257H67ZM20 259V258H19ZM18 259V260H19ZM25 259V258H24ZM31 259V258H30ZM41 259V258H40ZM40 259H38L40 261ZM49 259V258H48ZM61 258H59V261ZM63 259V258H62ZM76 259V257H75ZM87 259V257H86ZM86 259H81V260H86ZM117 259V258H116ZM12 260V258H11ZM23 260V258H22ZM21 260V263H22ZM44 260L46 261V259L44 258ZM65 260V259H64ZM68 260V259H67ZM26 261V259L24 260ZM29 262V260H27ZM37 261V260H36ZM35 261V262H36ZM38 261V262H39ZM42 261V260H41ZM52 262V260H50ZM73 261V260H71ZM87 261V260H86ZM13 262V261H12ZM33 262V263H35ZM48 262V261H47ZM55 262V261H54ZM63 262V260H62ZM60 262V263H62ZM74 262V261H73ZM83 262V261H82ZM133 262V260H132ZM42 262H40L39 264H41ZM49 263V262H48ZM11 264V263H9ZM26 264V263H25ZM50 264V263H49ZM55 264H57L55 262ZM72 264V263H71ZM79 264V263H78ZM81 264V263H80ZM85 264V263H84ZM119 264V262H118ZM130 264V263H129Z\"/></svg>",
  "mask_w": 264,
  "mask_h": 264
}]
</instances>
